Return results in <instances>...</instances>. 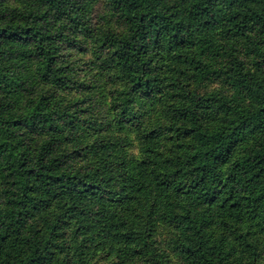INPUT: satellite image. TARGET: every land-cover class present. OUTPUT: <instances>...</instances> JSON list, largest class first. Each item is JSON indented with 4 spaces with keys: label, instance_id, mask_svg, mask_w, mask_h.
Wrapping results in <instances>:
<instances>
[{
    "label": "trees",
    "instance_id": "1",
    "mask_svg": "<svg viewBox=\"0 0 264 264\" xmlns=\"http://www.w3.org/2000/svg\"><path fill=\"white\" fill-rule=\"evenodd\" d=\"M86 1L0 0V264H264V0Z\"/></svg>",
    "mask_w": 264,
    "mask_h": 264
},
{
    "label": "rangeland",
    "instance_id": "2",
    "mask_svg": "<svg viewBox=\"0 0 264 264\" xmlns=\"http://www.w3.org/2000/svg\"><path fill=\"white\" fill-rule=\"evenodd\" d=\"M88 4V15L90 16V21L92 24H96L101 19L104 14L103 2L102 0H87ZM81 49H76L72 51V56L68 58L75 60L78 65L84 69L87 64H93L96 58L95 50L97 46L91 38L83 37L81 41ZM78 77L86 76L89 72L79 69ZM98 90L96 91L95 100L92 105V111H94V116L100 120L110 119L114 116V103L111 96V91L115 88L114 84L108 78H98ZM209 88H218L219 83L212 82L207 85ZM90 105V104H89ZM88 103L85 106H89ZM131 108L134 111L141 113L136 122L140 124L144 122V128H150L158 123L160 118V110L158 106L150 104L148 101H137L131 103ZM91 111V112H92ZM135 114V112H133ZM132 114V113H131ZM142 126V125H141ZM139 130L136 126H128L122 131L116 132V139L123 144H126V150L128 154L132 157H138L140 153L139 145ZM173 226L168 223H160L157 229V238L160 246L167 251L170 256L171 264H182L180 258L176 254V249L174 246V241L172 239ZM95 264H116L112 258H107L105 255H100L96 258Z\"/></svg>",
    "mask_w": 264,
    "mask_h": 264
}]
</instances>
